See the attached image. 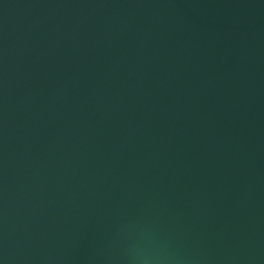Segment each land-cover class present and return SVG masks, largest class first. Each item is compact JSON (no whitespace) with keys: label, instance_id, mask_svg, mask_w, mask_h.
<instances>
[{"label":"water","instance_id":"1","mask_svg":"<svg viewBox=\"0 0 264 264\" xmlns=\"http://www.w3.org/2000/svg\"><path fill=\"white\" fill-rule=\"evenodd\" d=\"M0 264H264V0H0Z\"/></svg>","mask_w":264,"mask_h":264}]
</instances>
